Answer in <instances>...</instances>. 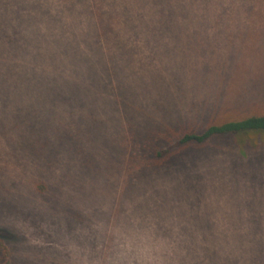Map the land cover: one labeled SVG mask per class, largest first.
I'll return each instance as SVG.
<instances>
[{"label": "rangeland", "instance_id": "rangeland-1", "mask_svg": "<svg viewBox=\"0 0 264 264\" xmlns=\"http://www.w3.org/2000/svg\"><path fill=\"white\" fill-rule=\"evenodd\" d=\"M220 2L226 11L216 0H0V239L11 264H181L184 243L206 249L201 260L247 262L257 246L264 264V139L245 141L244 155L232 134L177 145L264 112V0ZM20 3L46 22L47 48L23 62L79 72L62 97H20L17 65L2 86ZM101 26L114 41L91 49Z\"/></svg>", "mask_w": 264, "mask_h": 264}, {"label": "trees", "instance_id": "trees-1", "mask_svg": "<svg viewBox=\"0 0 264 264\" xmlns=\"http://www.w3.org/2000/svg\"><path fill=\"white\" fill-rule=\"evenodd\" d=\"M221 0H216L217 7L216 11L221 10V12L226 11L227 6L221 4ZM253 0H236V2H239L240 4H244L246 8V3H250ZM19 11L21 14L17 16V18H14L12 20L11 27L8 26L10 38L13 42V52L14 53H8L6 54V60H7V68L6 72L2 74V86H9L13 85H21L23 86L20 88V97H30V95L39 94L42 95L46 92L49 96L53 97H62L63 91L62 87L65 86L66 83H70V77L76 76L79 73L77 69H71L70 63L66 64H55V68L50 64H39V63H28L23 62L27 57L31 56L34 46L37 45L38 47L42 46L44 48H47L44 44L45 37L44 35H40L37 33L39 29H41L42 25L45 24V21H34L33 16L30 13V8L33 7L31 5H26L20 3L18 5ZM30 7V8H29ZM246 10H249L246 8ZM219 13V12H218ZM24 15H29L31 17H24ZM49 21H47L48 23ZM107 27L101 26V35L96 34L95 37H91V49H101L99 46L101 45H108L109 42L114 38H112L107 33ZM22 32L23 35H25V39L19 38L18 33ZM102 41V42H101ZM112 41V42H113ZM55 40H52L51 48L59 47L65 44L66 42L71 43L69 40H65V42H60L59 44L54 43ZM12 45L10 43L9 47ZM89 48V47H88ZM18 55L15 59L19 62L11 63L10 61L13 59L15 55ZM82 61L80 63L74 62L77 66L79 64L81 65ZM14 65H17L20 69L19 72V79L13 81V67ZM12 73L11 77L9 76ZM47 74L48 76L45 79H42L43 75ZM52 74L55 76L52 77ZM20 80V82H19ZM44 85V86H42ZM27 86L28 88H25ZM46 89V90H44ZM39 90V92L37 91ZM44 90V91H43ZM6 95L11 97H17L16 94L12 92H6L4 91ZM18 110V109H17ZM19 112V111H18ZM22 113V112H20ZM25 117V115H23ZM26 118V117H25ZM27 119V118H26ZM28 127V125H27ZM27 127L20 129V134L24 132V130L27 129ZM232 134L235 135L240 139V146L242 150V154L244 155L243 145L245 141H252L256 143L258 139L261 137L264 139V112L257 115H250L246 117H242L233 121L225 122L220 125H211L207 129H205L203 132L196 133V132H187L183 134L177 145L178 146H184L188 147L191 144H203L207 142L208 140L221 136V135H227ZM66 133L62 132V137L66 138ZM156 137V135H155ZM156 142L159 141V137L156 138ZM74 140V138H73ZM80 142L81 140L79 138L75 139V146L78 145L79 152H80ZM146 143V148L150 149L152 147L151 144ZM144 142L142 144L138 145V148H143ZM137 149V147L135 148ZM74 155V149L72 150ZM77 152V151H76ZM78 153V152H77ZM158 153V152H157ZM76 154V153H75ZM162 153H158V156L161 157ZM74 157H78L75 156ZM143 171V170H140ZM200 248L203 250V252H206L207 250L203 247H200L198 244H181L179 245L180 249V257L182 258L181 264H259V252L257 251V246H252L254 249H249V251L252 253V256L248 259V262L244 259H241L238 256L233 258L232 260H218L215 256L214 259L208 260L207 258L204 260H201V254L199 252ZM179 251V250H178ZM179 253V252H178ZM163 252H159L156 255L148 256V259L146 260V263L152 261V257H155V260L158 261L159 256H163ZM191 260V261H187ZM193 261V262H192ZM0 264H11V251L5 240L2 238L0 239ZM159 264H175L174 261H167L161 262Z\"/></svg>", "mask_w": 264, "mask_h": 264}]
</instances>
